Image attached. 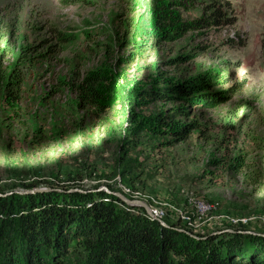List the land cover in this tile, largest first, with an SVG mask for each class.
<instances>
[{
    "label": "rangeland",
    "instance_id": "rangeland-1",
    "mask_svg": "<svg viewBox=\"0 0 264 264\" xmlns=\"http://www.w3.org/2000/svg\"><path fill=\"white\" fill-rule=\"evenodd\" d=\"M160 1L0 0L1 199L60 196L58 210L85 195L122 197L146 205L121 200L138 217L194 237L264 231V0H216L232 24L149 40L142 29L156 30ZM208 71L205 93L225 96L216 105L157 96ZM88 77L95 93L85 97L76 85ZM174 121L188 130L180 138ZM4 241L24 250L21 234ZM81 243L69 240L68 258L82 256Z\"/></svg>",
    "mask_w": 264,
    "mask_h": 264
},
{
    "label": "trees",
    "instance_id": "trees-1",
    "mask_svg": "<svg viewBox=\"0 0 264 264\" xmlns=\"http://www.w3.org/2000/svg\"><path fill=\"white\" fill-rule=\"evenodd\" d=\"M193 2L195 0H161L154 9L152 20L156 30L141 29L149 40L161 41L174 39L186 30L232 24L235 20V16L228 13V2L216 0L209 1L200 17L191 21L183 19L181 10ZM147 44L141 42L137 46ZM213 79L208 71L182 83L168 85L157 96L164 100L176 96L194 104L216 105L225 96L219 92L205 93L212 87ZM94 82L88 77L76 88L89 97L95 93ZM176 123L171 125L173 134L180 138L188 130L176 127ZM18 198L16 194L7 199L0 198V264H264V251L255 245L264 241L260 235L222 232L194 237L170 224L165 226L145 216L138 217L135 207H129L117 197L111 198L120 205L85 195L79 198L82 205L70 203L58 210L53 201L59 200L60 196H54L53 201L44 199L45 203L40 200L38 205L36 197L21 204ZM87 199L89 203H86ZM126 212L127 217L121 216ZM12 231L24 239L25 247L20 254L11 243L1 242ZM224 236L228 238L222 243ZM71 239L82 240L86 250L81 257H67V244ZM233 245L240 248L235 250ZM241 255V260L235 258Z\"/></svg>",
    "mask_w": 264,
    "mask_h": 264
},
{
    "label": "water",
    "instance_id": "water-1",
    "mask_svg": "<svg viewBox=\"0 0 264 264\" xmlns=\"http://www.w3.org/2000/svg\"><path fill=\"white\" fill-rule=\"evenodd\" d=\"M121 200L125 201V202H130V203H139L140 205H142L149 213V210L147 209L146 205L143 203V202H140V201H128L126 199H122L121 197ZM158 221L161 223V224H164V222L162 220H159ZM218 232H241V233H248V234H252V235H262L264 236V231L263 230H257V229H248L245 227H243L241 230L239 229H236L235 227H225L221 230H218L216 233Z\"/></svg>",
    "mask_w": 264,
    "mask_h": 264
},
{
    "label": "bare ground",
    "instance_id": "bare-ground-1",
    "mask_svg": "<svg viewBox=\"0 0 264 264\" xmlns=\"http://www.w3.org/2000/svg\"><path fill=\"white\" fill-rule=\"evenodd\" d=\"M200 204H201L202 207L205 206V205H204L205 203H203V202H201ZM205 209H206V208H205ZM205 209H204V210H205ZM208 209H209V208H208Z\"/></svg>",
    "mask_w": 264,
    "mask_h": 264
}]
</instances>
